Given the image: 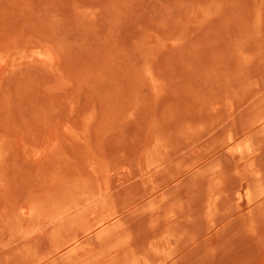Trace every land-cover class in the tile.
<instances>
[{
	"label": "rangeland",
	"instance_id": "374dc122",
	"mask_svg": "<svg viewBox=\"0 0 264 264\" xmlns=\"http://www.w3.org/2000/svg\"><path fill=\"white\" fill-rule=\"evenodd\" d=\"M0 264H264V0H0Z\"/></svg>",
	"mask_w": 264,
	"mask_h": 264
},
{
	"label": "bare ground",
	"instance_id": "6f19581e",
	"mask_svg": "<svg viewBox=\"0 0 264 264\" xmlns=\"http://www.w3.org/2000/svg\"><path fill=\"white\" fill-rule=\"evenodd\" d=\"M54 202H55V203H53V204H55L54 212L49 213V215H47L46 217H48L47 220L49 219V221L52 223L53 222H59V223H62L63 225L67 223L66 226H64L62 229H59L55 233V236H57L58 239H59L60 235L62 236L65 234V242H68L72 238L75 237V235H72L70 233L71 229H73V228H80L81 229L82 228L86 232H87V230H89L90 226H88V225L86 227H82V224H83L85 218L88 217V214H89V216L91 214L95 215L100 210L109 208L111 205H113V203L108 200L106 193H104L102 191H96L92 194H88L81 199L70 196L69 198H65L64 200L59 199V200H55ZM111 210L112 209H110L109 211L111 212ZM29 213L31 215L39 214V205L32 202L29 205ZM83 213H85V214L83 215ZM112 214L114 215V213H112ZM112 214H111V216H112ZM107 218H106V220L104 219V220L97 221V224H98V226H100V229L98 228L99 230L96 231L97 232L96 234L107 232L112 227L115 226L116 223H112L111 222L112 220L110 221ZM80 229H77L78 233H79ZM83 230L82 231L80 230V232H83ZM73 248H74L73 246H70L67 249V251L69 252Z\"/></svg>",
	"mask_w": 264,
	"mask_h": 264
}]
</instances>
